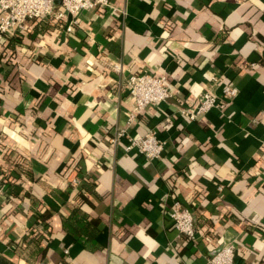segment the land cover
Returning <instances> with one entry per match:
<instances>
[{"label":"crops","instance_id":"0c3cea01","mask_svg":"<svg viewBox=\"0 0 264 264\" xmlns=\"http://www.w3.org/2000/svg\"><path fill=\"white\" fill-rule=\"evenodd\" d=\"M68 24L0 38V261L206 264L234 242V264H264V0H108ZM143 70L172 93L129 123ZM207 89L215 108L181 113ZM148 132L158 159L126 148Z\"/></svg>","mask_w":264,"mask_h":264},{"label":"built area","instance_id":"2783aa9c","mask_svg":"<svg viewBox=\"0 0 264 264\" xmlns=\"http://www.w3.org/2000/svg\"><path fill=\"white\" fill-rule=\"evenodd\" d=\"M108 0H0V38L6 34H22L31 28L32 22L41 18H50L54 21L67 20L69 24L66 31H72L78 23V15L84 10H93L99 6H106ZM164 77H158L147 70L130 74L126 85L132 100L131 112L128 122L135 120V115L144 109L165 102L171 96V89L165 83ZM216 81V79H215ZM222 94L225 98L235 95V90L230 86H224ZM217 106V98L209 89L205 90L198 102L194 112L182 110L181 113L194 119L197 115L206 113ZM126 136V131L121 129L113 140ZM127 149L135 148L147 159H158L164 149V142L160 141L154 132H148L138 136L127 137ZM77 183L78 179H73ZM5 183L0 179V194L3 193ZM169 217L179 236L193 240L196 235V227L192 212L174 202L169 210ZM1 231V227H0ZM234 242H228L207 258L206 264H234Z\"/></svg>","mask_w":264,"mask_h":264},{"label":"trees","instance_id":"16d2710c","mask_svg":"<svg viewBox=\"0 0 264 264\" xmlns=\"http://www.w3.org/2000/svg\"><path fill=\"white\" fill-rule=\"evenodd\" d=\"M2 262V264H8V263H6V261H0V263Z\"/></svg>","mask_w":264,"mask_h":264},{"label":"water","instance_id":"95a60500","mask_svg":"<svg viewBox=\"0 0 264 264\" xmlns=\"http://www.w3.org/2000/svg\"><path fill=\"white\" fill-rule=\"evenodd\" d=\"M60 2V0H55V3H59Z\"/></svg>","mask_w":264,"mask_h":264}]
</instances>
